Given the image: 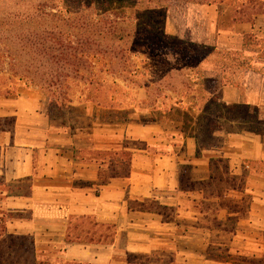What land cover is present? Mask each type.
Returning a JSON list of instances; mask_svg holds the SVG:
<instances>
[{
    "label": "crops",
    "instance_id": "1",
    "mask_svg": "<svg viewBox=\"0 0 264 264\" xmlns=\"http://www.w3.org/2000/svg\"><path fill=\"white\" fill-rule=\"evenodd\" d=\"M239 69L235 84L220 79L210 93L238 114L227 120L231 130L218 149L202 147L163 106L156 117L134 118L127 87L106 107L76 93L60 116L36 88L6 87L0 92L4 235L29 238L36 261L49 264H147L131 261L163 253L174 263L181 256L196 260L190 248L219 199L229 204L216 214L233 222L230 244L248 245L251 233L264 234V60ZM135 88L146 99V89ZM193 112L195 119L203 115L197 105ZM120 152L130 155L124 169L112 156ZM218 172L220 196L213 192ZM80 219L94 224L88 235L100 243L76 239L73 222ZM253 241L262 252L263 241Z\"/></svg>",
    "mask_w": 264,
    "mask_h": 264
},
{
    "label": "trees",
    "instance_id": "2",
    "mask_svg": "<svg viewBox=\"0 0 264 264\" xmlns=\"http://www.w3.org/2000/svg\"><path fill=\"white\" fill-rule=\"evenodd\" d=\"M216 1L222 3V0H6L0 14V48L10 62L13 78L36 88L57 115L72 102L77 84L83 86L81 93H86L88 103L106 107L114 92L107 95L110 87L107 85L105 90L108 81L100 77L101 70L96 72V62H103L102 69L109 68L126 56L146 57L153 48L163 46L182 51V62L193 70L194 65L203 62L200 51L220 55L209 47L181 42L157 25L161 22L158 9L168 3L211 6ZM233 7L232 24H252L255 17L264 15V0H234ZM197 77L200 82L205 81L202 73ZM208 101L216 103L210 93ZM112 156L120 160L122 169L125 167L121 161L130 157L126 152ZM73 223L74 231L79 232L77 240L101 242L89 238L88 233L94 227L89 219ZM0 252L5 257L4 260L0 257L1 264H49L36 261L29 238L5 236L2 224ZM247 263L264 264V253L258 260Z\"/></svg>",
    "mask_w": 264,
    "mask_h": 264
},
{
    "label": "rangeland",
    "instance_id": "3",
    "mask_svg": "<svg viewBox=\"0 0 264 264\" xmlns=\"http://www.w3.org/2000/svg\"><path fill=\"white\" fill-rule=\"evenodd\" d=\"M5 1L0 0V14L6 7ZM233 6L234 0H222V3L216 1L211 6L168 3L159 8L158 16L161 17V22L157 25L166 34L184 43L209 47L221 54L213 55L215 53L200 51L199 56L202 57L203 62L197 66L192 64L195 66L193 70L187 69L185 62H182L183 56L180 55L182 51L163 46L153 48L146 57L126 56L122 61H117L114 66L111 64L109 68L102 69L103 62H96V72L101 70L100 77L108 81L107 84L105 83V90L108 86L110 87L107 95L112 92L114 94L122 92L124 87H127L132 90L134 118L147 115V113L156 117L158 109L163 111V106L164 110H171V117L178 119L182 125H186L185 133L190 132L198 138L202 147L220 148L224 141L222 133L231 130L227 120L232 117V121H236L238 114L235 109L226 110L220 104L208 101V95L218 90V83L221 81L225 85L235 84L241 63L264 60V15L255 17L252 25L232 24ZM240 48L245 51L239 50ZM3 53L5 51L0 48V92L20 82L17 78H13L12 67ZM201 73L206 80L203 83L197 77L199 74L201 76ZM135 86L146 89L148 93L146 99L143 98V92ZM82 89L83 86L80 84L74 87L76 93H80ZM212 96L215 100L217 99L214 94ZM156 100H158L157 103ZM173 105L177 107L174 108ZM196 105L199 110L203 111L204 108L206 112L195 119L196 114L193 111ZM191 121H196L194 126ZM132 124L138 127L141 123L134 121ZM165 127L170 129L168 125ZM131 143L136 146L135 141ZM219 172L215 176L213 187L214 194L218 196L221 195L222 181H224ZM231 185L236 188L237 184L233 182ZM224 206L228 207L229 204L222 199L216 202L212 215L203 223L206 229L200 231L196 244L191 246L190 249L195 253L196 260L192 257L190 260H183L181 256L178 263H174L169 253H163L160 254L161 257L155 255L149 259L141 257L137 261H131L132 259L130 261L137 263L145 261L147 264H248L249 261L258 260L264 253V246L261 252L253 240L259 241L262 245L264 234L255 232L253 235L251 233L248 245L241 241L236 242L237 244H230L231 233L234 232L233 222L225 221L216 214L217 208L221 209ZM204 237L209 243L202 245ZM254 256L260 257L254 259ZM0 257L2 260L5 259L1 252ZM16 259L17 257L14 258ZM9 261L13 263L10 258Z\"/></svg>",
    "mask_w": 264,
    "mask_h": 264
}]
</instances>
